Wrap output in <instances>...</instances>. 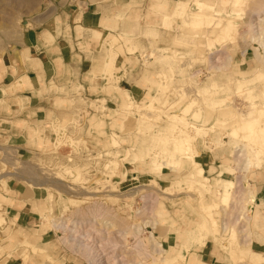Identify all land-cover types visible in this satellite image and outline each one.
Segmentation results:
<instances>
[{"label": "rangeland", "instance_id": "374dc122", "mask_svg": "<svg viewBox=\"0 0 264 264\" xmlns=\"http://www.w3.org/2000/svg\"><path fill=\"white\" fill-rule=\"evenodd\" d=\"M187 1L183 19L170 16L167 28L163 24L162 30L154 31L156 36L145 30L142 40L110 34L102 41L103 60L95 75L106 78L110 89L120 81L115 75L126 65L140 68L144 74L146 93L138 98L126 96V104H121L120 110L113 114L115 120L125 121L122 134L126 139H120L113 126L109 140H96L93 145L88 136H83V127L78 123L65 125L56 121L46 126L50 138L37 143V154L26 155L0 144V264L12 258H21L23 264H60L58 259L62 264H104L102 259L94 258L96 254L86 245L92 242L88 239L95 238L101 255L107 253L108 257L111 250H116L114 259L125 256L124 264H169L167 247L154 234L160 230L173 233L176 244L184 242L185 237L186 252L203 246L201 240L209 237L230 264H264V256L253 253L247 240L253 233L264 236V211L255 207L247 175L248 169L257 165V152L260 163L256 168L264 165V148L243 131L230 133L256 118L264 128V47L259 46V42H264V21H257L264 18V12L261 13L264 0H241L242 6L237 7L234 0H201L213 7L210 15L224 18L223 25L226 20L233 23L234 29L227 36L219 34L221 26L216 24L198 29L188 26V12L196 9L193 0ZM72 2L79 0H0V52L18 44L27 29L38 27ZM215 51L221 53L210 54ZM112 56H117L114 65H107ZM197 71L204 76L199 78L195 75ZM13 89L18 90L15 86ZM89 103L97 112L105 110L104 100ZM197 127L206 133L198 135L193 145L197 147L199 142L206 141L208 147H220L228 142L232 158L228 168L216 172L214 168L203 170V175H195L193 180L190 174L202 167L183 163L174 143L186 135H196ZM116 157L123 159L127 178L106 167ZM250 161L252 165L248 166ZM70 171L77 173L71 175ZM120 177L122 183H115ZM12 178L42 187L48 207L42 224L54 233V251L64 256L33 251L27 242L9 236L5 200L1 195L7 193L5 180ZM216 179L232 181L234 188L217 186ZM226 190L230 191V197L224 201ZM168 197L182 201L178 210L190 215L180 224L174 220L180 213L164 205ZM249 197L254 199L253 203ZM51 207L54 214L51 222L57 223L58 229L46 221ZM199 224L198 243L186 233L197 229ZM70 228L79 231L71 233ZM81 234L80 238L88 242L78 238ZM137 236L146 243L152 256L132 263L131 252L136 250ZM110 260L105 264L114 263Z\"/></svg>", "mask_w": 264, "mask_h": 264}, {"label": "crops", "instance_id": "0c3cea01", "mask_svg": "<svg viewBox=\"0 0 264 264\" xmlns=\"http://www.w3.org/2000/svg\"><path fill=\"white\" fill-rule=\"evenodd\" d=\"M180 1L186 0H79L58 10L38 27L27 29L18 44L0 52V144L26 155L37 154V143L50 138L46 126L56 121L65 125L78 123L83 127V136H88L93 145L96 140H109L113 126L120 139H126L122 134L125 121L115 120L113 114L126 104V96L138 98L146 93L144 74L140 68L126 65L115 75L120 81L110 89L106 78L95 75L103 60L102 41L110 34L140 40L145 30L151 35L162 30L164 17L172 16ZM116 57L109 58L106 64H114ZM241 66L247 69L246 65ZM100 100L105 101V110L97 112L89 101ZM199 143L197 161L204 171L214 168L216 172L230 166L232 149L228 142L220 147H208L206 141ZM123 169L122 176L127 178V169ZM247 175L255 207L264 211V165L248 169ZM5 182L7 193L1 197L5 200L9 236L46 255L64 256L54 251V233L42 224L48 213L42 187H32L30 181L20 178ZM115 183H122L121 177ZM124 200L125 197L121 202ZM163 202L167 209L180 213L178 205L182 201L178 198L168 197ZM180 215L174 218L177 224L190 216L187 212ZM199 227L200 224L195 231L186 233L198 243ZM154 234L167 247L169 264H230L209 237L201 240L203 246L186 252L185 237L184 242L176 244L173 233L160 230ZM247 240L253 253L264 256V236L253 233ZM3 264L23 263L21 258H12Z\"/></svg>", "mask_w": 264, "mask_h": 264}, {"label": "bare ground", "instance_id": "6f19581e", "mask_svg": "<svg viewBox=\"0 0 264 264\" xmlns=\"http://www.w3.org/2000/svg\"><path fill=\"white\" fill-rule=\"evenodd\" d=\"M194 2H193V7L196 9L195 11L193 10V11H191V12H188V13H190L189 15V20L187 21V24H188V26H190L191 28H201L203 25H205V24H207V25H213V24H216L217 26H221V32L219 31V34L221 33L222 34V36H227V35H229L231 32H232V30L234 29V25H233V23H231L229 20H226L227 21V23L226 24H224L223 25V21H225L224 20V18H221V19H216L215 18V16H213V15H210L209 14V12L210 11H213V7L211 6V5H208V3H206L205 1H201V0H193ZM240 1L241 0H234L233 2H234V7H237L239 4H240ZM188 3V1L186 0V1H180L179 3H177L176 4V6H175V8H174V11H173V16L174 17H176V18H180V19H183V17L186 15V6L188 5L187 4ZM187 4V5H186ZM244 4V3H243ZM213 5V4H212ZM241 5V4H240ZM242 6V5H241ZM222 7H224V6H222ZM226 7V6H225ZM261 7V6H260ZM258 8V7H257ZM262 12H264V10H262L261 11V13ZM235 13H238V12H235ZM165 19H164V26L166 27V26H168V22H169V20H171L170 19V17H167V16H165L164 17ZM172 18V17H171ZM220 18V17H219ZM262 18V17H261ZM256 19L257 21H264V18H262V19ZM173 19V18H172ZM218 20V21H216V20ZM171 24V23H170ZM186 25V24H185ZM215 25V26H216ZM187 26V25H186ZM216 26V28H219V27H217ZM249 27H247V28H249V31H250V29H252V24L250 23L249 25H248ZM211 27V26H210ZM167 28V27H166ZM170 28V27H169ZM212 28H214V26L212 27ZM215 30V29H214ZM215 32V31H214ZM217 32H218V29H217ZM155 34V32L153 31V34L152 35H154ZM261 45H259V46H261V47H264V42H259ZM259 43H257V44H259ZM256 45V44H255ZM255 50H258V49H255ZM215 53H221V51H215V52H210V54L211 55H214ZM117 58V57H116ZM262 58H264V56H262ZM17 59V58H16ZM116 61V60H115ZM115 63V62H114ZM114 65V64H113ZM110 67H112V65L110 66ZM243 79H246V78H243ZM19 86V85H18ZM221 103H222V101H221ZM259 119H253V120H251V121H247V122H244L240 127H238V128H235V129H233V130H231L230 131V133L231 134H233V135H235L238 131H243V133H246L247 134V138H250V139H255L256 141L255 142H257L260 146V148L262 149V148H264V128H261L260 127V125H259ZM195 131H197V134L195 135V134H193V136H191V135H186V137H183V138H179L178 139V141L176 140V139H174L175 137H173V139L174 140H176V143H174V144H176L175 146H176V148H177V150H175V151H178V153H180V158L182 159L183 158V160H182V162L184 163V162H187L186 164L189 166V167H192V166H197L199 163H198V161H197V158H198V156H199V151H198V149L196 148V146L195 145H193L194 144V142H195V140H196V138L197 137H199L200 135H201V133L202 132H204L205 131V133H206V130H203L202 128H199V127H197V130H195ZM195 133V132H194ZM205 133H203L202 135H204ZM167 134V133H166ZM195 135V136H194ZM199 135V136H198ZM171 138V137H170ZM169 140H172V139H169ZM203 152V151H202ZM187 155L186 157L187 158H185V156H183V155ZM259 154H260V152H257L256 153V161H255V164H259L260 163V161H259ZM165 154H161V156H164ZM128 156V155H127ZM126 156V157H127ZM242 156V155H241ZM240 158V157H239ZM120 159V160H119ZM119 159H117V157L115 158V160L114 161H110V163H109V165H107L106 167H109L110 169H111V171H112V173L114 172V173H117V171H120L121 172V174L124 176V174H125V172L123 171V166H122V162H123V159L122 158H119ZM125 159V158H124ZM181 162V161H180ZM182 164V163H181ZM185 164V165H186ZM248 164V166H250V165H252V162L250 161L249 163H247ZM254 164V163H253ZM61 165V167H64V164H60ZM257 165L255 166V167H257ZM245 166H247L246 164H245ZM260 166V165H259ZM159 167L160 166H158L157 167V169H159ZM180 167V166H179ZM155 168L156 167H153V170H155ZM246 168V167H245ZM71 175H73V174H76L77 172H73V171H70L69 172ZM203 169H200V170H198L197 171V173L196 172H193V173H191L190 174V177H191V179H193V178H195V175H198V176H202L203 175ZM113 175V174H112ZM111 175V176H112ZM204 179V181L206 182V181H208V179L207 178H203ZM194 180V179H193ZM215 184L217 185V186H219V185H224V186H227L229 189H231L232 190V188H234V183L232 182V181H225V180H222V179H216L215 180ZM228 189V190H229ZM228 190H226L225 192H224V194H223V196H222V198H223V200L224 201H227L228 200V198L230 197V191H228ZM42 192V191H41ZM41 192H40V194H41ZM217 194H218V192H217ZM52 199V197L51 196H49V201ZM249 202H251V203H253V198L252 197H249ZM51 202V201H50ZM216 207V206H215ZM212 209L211 207H208V208H206V209ZM49 211H50V214H49V219H48V217L46 218V221H52L51 219H54V214H53V209H52V207L51 208H49ZM97 211V210H96ZM96 211H93V212H91V214L94 216V213L96 212ZM142 210H140V212H141ZM209 211V210H208ZM100 212H102V211H100ZM88 213H90V212H88ZM98 213H99V211H98ZM97 213V214H98ZM91 214H89L90 216H91ZM78 216V215H77ZM86 217V216H85ZM84 217V218H85ZM49 222V223H50ZM51 223H53V224H51ZM50 224L52 225V227L54 228V229H58V227H60L57 223H54V222H51ZM50 225V226H51ZM79 225V224H78ZM66 226V225H65ZM64 226V227H65ZM75 228V227H74ZM74 228L73 229H71V233H76V231H79L78 229H75L74 230ZM92 228V227H91ZM69 229V230H70ZM65 230H66V228H65ZM74 230V231H73ZM99 232V231H98ZM130 232V231H129ZM81 233H83V232H81ZM77 234V233H76ZM66 235V234H65ZM82 235L83 234H81V236L80 235H77L78 236V238H80V237H82ZM84 237V236H83ZM90 237V236H89ZM74 238V237H73ZM77 238V239H78ZM75 239V238H74ZM74 239H68V240H70V241H74ZM85 239V238H84ZM101 239H103V238H101ZM80 240H82V241H87L88 242V240L89 241H92V242H90V244H88V243H86V245H89L88 246V248L89 249H91L93 252H94V254H96V256L94 255V258L96 257V258H98V259H102V261H103V263L105 264V263H108L109 262V259H111L112 258V260H110V262L111 261H114V263L113 264H124V262H125V259L123 258V257H125V256H123V257H121L120 259H114V257H113V252H116V250H111V253L109 254L110 256H108V257H105L106 256V254L107 253H105L104 255H101V254H103L102 252H99V250H97L98 249V247H100V245L98 246V244H97V241H96V238L95 239H88V240H83V239H81L80 238ZM66 241V240H65ZM64 241V242H65ZM62 242H63V240H62ZM68 242V241H67ZM66 242V243H67ZM27 244V243H26ZM68 244H69V242H68ZM82 244V243H81ZM85 245V244H84ZM85 245V246H86ZM25 246V245H24ZM27 246V245H26ZM29 246V245H28ZM76 246V245H75ZM79 246V245H78ZM32 249H33V251H35V249H34V247H32ZM135 251H133L132 250V252H131V255L133 254V258H132V260H130L132 263L133 262H137V261H143V260H146L147 258H151V253H150V251H149V248H148V246L146 245V243H144L142 240H140L139 239V237L137 236L136 237V243H135ZM27 250V249H26ZM26 250H25V252H26ZM28 253V252H27ZM87 253V252H86ZM101 253V254H100ZM88 254V253H87ZM89 255V254H88ZM26 256V255H25ZM93 257V256H92ZM258 258H260V257H258L257 256V259ZM259 260V259H258ZM257 260V261H258ZM59 261V260H58ZM96 261V260H95ZM99 261V260H98ZM98 261H96V262H98ZM101 261V262H102ZM67 262V261H66ZM119 262V263H118ZM70 263V262H69ZM88 263H89V261H88ZM156 263V262H155ZM54 264V263H53ZM102 264V263H101Z\"/></svg>", "mask_w": 264, "mask_h": 264}, {"label": "built area", "instance_id": "2783aa9c", "mask_svg": "<svg viewBox=\"0 0 264 264\" xmlns=\"http://www.w3.org/2000/svg\"><path fill=\"white\" fill-rule=\"evenodd\" d=\"M213 61L216 63L217 59L214 60V58H213L212 62ZM195 75H199V78H202L204 76V73H201V72L197 71Z\"/></svg>", "mask_w": 264, "mask_h": 264}]
</instances>
